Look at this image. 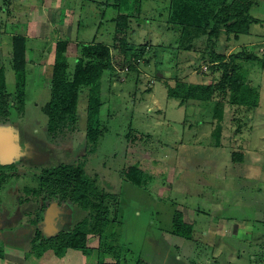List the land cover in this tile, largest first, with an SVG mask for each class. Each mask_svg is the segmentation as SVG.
<instances>
[{"label":"rangeland","instance_id":"obj_1","mask_svg":"<svg viewBox=\"0 0 264 264\" xmlns=\"http://www.w3.org/2000/svg\"><path fill=\"white\" fill-rule=\"evenodd\" d=\"M9 1L10 6L0 13V35L28 34L33 26L41 39L29 42L33 52L29 53V49L25 53V112L21 117L17 115L12 95L10 120L0 123V127H8L16 135L24 132L37 142L54 147L52 153L57 160L37 167L70 161L85 148L88 91L87 88L80 91L79 119L73 131L49 134L47 117L40 109L50 98L46 69L53 63L55 43L61 39L69 42L70 69L75 61L76 43L111 44L115 33L112 18L118 14L112 6L116 0H6ZM256 1L251 14L260 22L251 24L249 34L240 36L239 40L220 38L217 51L223 49L230 54L245 49L264 58V0ZM134 9L131 6L129 11L134 16L126 62L122 68L116 65L114 72L105 71L101 77L100 119L108 131L88 161L92 165L89 175L96 174L97 184L115 196L109 204L115 222L108 225L103 238H108V243L118 249L121 259L118 263L110 252H103L102 261L104 264H186L180 252L184 239L170 234L173 209L183 207L195 212L194 231L200 238L190 263L234 264L230 256L235 254L240 259L238 264H264V69L256 60L241 61L243 74L259 91L258 106L248 110L245 106L223 103L222 145L210 146L211 125L217 123L212 115L213 102L179 104L178 100L167 97L165 84L174 85L177 77L188 82H209L208 61L202 58L206 40L196 41L191 51L178 49L176 28L167 23L168 0H141L137 14ZM42 51L45 56L48 51L45 63L40 61ZM10 54L2 64L7 91L11 93L15 75ZM134 54L141 56L139 61L131 59ZM182 143L185 153L179 161L187 170L173 167L172 150ZM234 151L245 157L242 162L232 160ZM14 162H18L16 158L0 164ZM128 165L143 168L148 179L145 186H136L122 177V170ZM33 170L36 172L37 168ZM195 176L197 182L190 178ZM186 187L191 189L184 194ZM42 197L44 194L39 197L40 203L45 201L56 210L55 214L51 209L52 218L58 219L65 211L71 213L68 200ZM69 227L68 224L66 229ZM99 239L90 235L88 245L97 249ZM155 239L160 244L157 256L152 252ZM1 248L0 264H13L15 260L20 264H97L96 252L83 255L76 250L68 251L55 262L50 250L40 258L25 259L28 249Z\"/></svg>","mask_w":264,"mask_h":264},{"label":"trees","instance_id":"obj_2","mask_svg":"<svg viewBox=\"0 0 264 264\" xmlns=\"http://www.w3.org/2000/svg\"><path fill=\"white\" fill-rule=\"evenodd\" d=\"M140 3L141 0H116L112 4L118 10V14L112 18L115 23L112 43L95 41L76 43L73 53L75 61L71 69L68 61L69 42L61 39L55 43L54 61L48 66L47 71L50 77V98L40 109L47 117L49 134L56 136L72 132L79 119L77 110L80 91L87 88L85 148L70 161L65 160L54 166L42 168L35 178L37 184L26 190V195L31 198L45 193L52 198L68 200L74 209V218L73 225L67 233L59 232L52 239L41 243L34 244L36 241L34 240L23 256L25 259L29 256L40 258L49 250L56 259H62L68 251L76 250L83 255H92L96 252L97 264H104L103 252H110L114 260L117 259L116 262L120 263L118 249L108 243V238H103L105 229L111 222H115L116 217L111 219L113 207L109 205L115 196L104 186L100 187L97 184L99 177L96 174L89 175L88 169L91 172L92 165L88 161L94 154L99 140L108 131V127L100 119L103 104L100 98L101 77L105 71L114 72L116 65L122 68L125 64L129 29L134 16L129 14V11L133 6L134 13L137 14ZM256 3V0H168L167 23L176 28L175 32L179 36L178 49L191 51L196 41L206 40L202 58L203 60L207 58L211 77L208 83L188 82L178 77L175 78L174 85L165 81L167 97L178 100L179 104L188 101L204 104L213 102L212 115L217 123L213 122L211 125L212 140L208 144L215 148L222 145L221 121L226 101L235 107L245 106L248 110L258 106L259 91L243 74L241 61L256 60L264 69V58L245 49L230 54L223 49L216 50L220 38L239 40L240 36L249 34L251 24L260 22L258 17L251 14V8ZM11 48L12 58L9 62L15 75V88L11 93L7 91L5 70L0 61V123H7L10 120L12 106L20 117L25 112L27 75L25 53L29 50L28 37L14 35ZM140 57L134 54L131 59L139 61ZM12 95L15 96V103L11 106ZM231 158L236 162H242L244 159L243 155L236 151L232 152ZM122 177L139 187L145 186L148 181L143 168L134 165L124 167ZM194 213L193 210L183 207H175L172 213L170 234L185 240L184 248L187 249L185 251L183 248L181 252L186 259L188 253H191L190 247L194 251L198 250L200 243V238L194 231ZM90 235L100 237L97 249L88 245ZM191 260L193 261V257Z\"/></svg>","mask_w":264,"mask_h":264},{"label":"flooded vegetation","instance_id":"obj_3","mask_svg":"<svg viewBox=\"0 0 264 264\" xmlns=\"http://www.w3.org/2000/svg\"><path fill=\"white\" fill-rule=\"evenodd\" d=\"M17 136L21 152L16 159L18 162L8 165L0 164V249L11 246L15 249L21 247L27 250L34 240H36L34 244L41 243L52 239L59 232L67 233L73 225L74 209L71 205L70 214L65 211L58 216V219L52 218L49 215L52 214L53 207L45 204V201L40 203L41 194L36 198L26 195V190L32 187V183L36 184L35 178L42 169L37 166L57 159L53 157L54 147H49L45 143L41 144L34 137L21 131L17 133ZM49 166L54 165H46V167ZM36 168L35 172L33 169L36 170ZM30 178H32L31 181H26ZM45 197L50 196L44 193L43 200ZM8 210L10 212H7ZM8 224L9 227H7ZM68 224L70 227L67 230ZM6 237L8 239H3L5 241L1 240ZM10 242L13 246L8 245Z\"/></svg>","mask_w":264,"mask_h":264},{"label":"crops","instance_id":"obj_4","mask_svg":"<svg viewBox=\"0 0 264 264\" xmlns=\"http://www.w3.org/2000/svg\"><path fill=\"white\" fill-rule=\"evenodd\" d=\"M6 6H10V1L7 3L6 2V0H0V13H3V9L4 8H6ZM70 19V18H69ZM68 19V20H69ZM69 28V27H68ZM37 28H35V27H31V29H30V33H24V36H27L28 37V44H29V42H31V41H33V40H36V39H41V37H38L37 36V30H36ZM14 35H17V33L16 34H8V35H6V36H4L3 34H1L0 35V58H1V64L3 63V60H4V58H6L9 54H10V52H11V47H12V37L14 36ZM20 35H23V33H21ZM56 36V35H55ZM47 40H48V37L46 38ZM29 49H30V47H29ZM31 52H33L31 49L29 50V53H31ZM43 52L44 51H42L41 52V54L42 55H40V61L42 62V63H45V62H43L46 58H47V55H48V51H47V55L45 56L44 54H43ZM11 55V54H10ZM12 56V55H11ZM35 61L36 62H38V58H35ZM4 64V63H3ZM2 64V65H3ZM51 65V64H50ZM4 66V65H3ZM5 67V66H4ZM5 70V69H4ZM46 71H48V69H46ZM5 76H6V71H5ZM6 80H7V77H6ZM184 148V150L183 151H185V147L183 146V144H181V146H179L178 148H175V149H173L172 151H173V154H174V159H175V161H174V163H173V167H174V169H176V168H179V169H181V168H183L184 170H187L186 168H185V164H182L180 161H179V159H180V157H181V155L182 154H184L185 152H183L182 151V149ZM181 151V152H179V151ZM237 152V151H236ZM180 154V156H178ZM245 158V157H244ZM172 167L169 165V171H170V169H171ZM215 169H218V167L217 168H215ZM190 178H192L195 182H197V177L195 176V177H190ZM191 188H188V187H186L185 188V190H184V194H187L188 193V191L190 190ZM182 196V195H181ZM54 209V211H55V214H56V210H55V208H53ZM195 222H196V220H195ZM212 227V226H211ZM174 238H178V236H174ZM154 242H156V245H155V248H153V250H152V252H153V254H154V256L159 252V245L160 244H158V240L157 239H155V241ZM160 243H162V242H160ZM183 245V247H182V249L184 248V246H185V240H184V243L182 244ZM162 248H164V246L162 247ZM172 248V247H171ZM191 248V250H190V252H191V254L190 253H188V257L190 256H193V258L195 257V253H194V250H193V248L192 247H190ZM182 249H181V251H182ZM177 251H179V250H177ZM180 251V252H181ZM180 252H177L178 254L180 253ZM166 253H167V251H166ZM175 254H176V252H174ZM237 253V252H236ZM182 255H183V253H182ZM157 256V255H156ZM158 257H161V256H159L158 255ZM164 257H166L165 255H163V258ZM179 257H181L180 256V254H179ZM230 259L231 260H233L234 261V264H238L237 262H240V259L239 258H237V255H235V254H231V256H230ZM55 262H57L58 261V259H56L55 258ZM183 260H187L186 258H184V255H183ZM190 261H192V260H189V262L188 261H184L186 264H187V262H188V264H191L190 263ZM20 264L17 260H15V263H13V264ZM3 264H9L8 262L7 263H3Z\"/></svg>","mask_w":264,"mask_h":264},{"label":"water","instance_id":"obj_5","mask_svg":"<svg viewBox=\"0 0 264 264\" xmlns=\"http://www.w3.org/2000/svg\"><path fill=\"white\" fill-rule=\"evenodd\" d=\"M18 144V136L12 130L0 127V163H10L21 155Z\"/></svg>","mask_w":264,"mask_h":264}]
</instances>
